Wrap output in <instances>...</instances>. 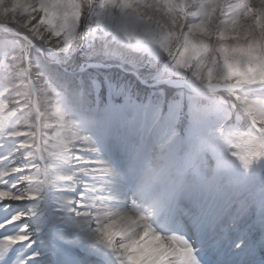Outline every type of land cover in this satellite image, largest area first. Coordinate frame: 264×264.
<instances>
[{"label":"snow or ice","instance_id":"6c2138e0","mask_svg":"<svg viewBox=\"0 0 264 264\" xmlns=\"http://www.w3.org/2000/svg\"><path fill=\"white\" fill-rule=\"evenodd\" d=\"M82 7L84 19L115 10L124 25H144L177 67L220 91L250 123L249 131L223 136L183 161L192 170L178 199L108 214L99 238L123 264H264V99L246 94L264 86V0H100L98 10L93 0H0V67L6 73L0 136L15 142L13 152L0 155L7 165L0 168V205L7 210L5 202L34 199L22 189L51 156L70 152L74 164L89 163L79 155L82 145L70 147L57 130L42 131L47 124L40 103L47 98L27 54L36 41L64 36L67 45ZM225 156V170L211 173L212 159ZM24 219L17 212L0 221V231L13 229L0 237V245L13 249L9 256L29 242Z\"/></svg>","mask_w":264,"mask_h":264},{"label":"rangeland","instance_id":"374dc122","mask_svg":"<svg viewBox=\"0 0 264 264\" xmlns=\"http://www.w3.org/2000/svg\"><path fill=\"white\" fill-rule=\"evenodd\" d=\"M99 2L93 0L97 10ZM85 14L82 7L81 22L72 29L67 45L62 36L33 42L27 48L32 78L47 98L42 97L40 103L46 135L57 130L70 147L82 145L86 150L80 153L91 152L101 158L110 149L119 151L126 155L122 156L127 161L122 164H126L124 171L145 167L159 151L161 160L182 165L191 153L219 143L223 136L250 130L247 118L231 108L220 91L175 90L190 91L175 86L178 81L200 87L205 84L192 71L177 67L144 25H124L115 10L88 19ZM39 52H47L51 59ZM91 63L108 69L102 71ZM65 71L79 73L72 76ZM5 76L0 67V90L6 84ZM253 90L246 93L250 98L264 99V89ZM14 108L9 105V110ZM0 143V155L15 149V142L2 136ZM92 154L80 155L81 160L91 162ZM70 157V152L51 156L38 165L40 172L29 174L33 181L22 191L34 199L5 202L7 210L2 205L5 218L17 212L26 216L20 225L27 228L29 242L16 245L12 264H83L81 257L87 254L88 245L100 246L98 226L90 220L94 212L82 209L88 202L81 199L84 193L75 200L67 192L84 183L77 178L79 168ZM6 166L0 164V168ZM97 181L93 178L91 184ZM133 198L129 197L128 208L138 201ZM86 218L90 222H84ZM114 255V249H108L102 260L112 264L107 259Z\"/></svg>","mask_w":264,"mask_h":264},{"label":"bare ground","instance_id":"6f19581e","mask_svg":"<svg viewBox=\"0 0 264 264\" xmlns=\"http://www.w3.org/2000/svg\"><path fill=\"white\" fill-rule=\"evenodd\" d=\"M91 154V152L79 153V155L84 156ZM161 154V151L157 152L156 159H160ZM92 155H94V161L92 159L91 162L78 166L77 178L83 179L84 183L70 187L67 192L71 197H75V200L80 199L78 197L80 192L84 193L81 199H87L88 202H86V207L82 209L92 210L94 212L90 220L99 227L108 214H122L127 212L129 210V202H131L129 197L133 198V196H138L140 199L137 176L142 169H133L131 172L128 167V170L123 171L126 164L123 166L122 164L127 162L123 157H126V155L120 154L119 151L117 153L110 149L109 153L106 152L102 158L98 157L95 153ZM93 178L98 179V181L91 184ZM85 221L90 222L87 218ZM7 231L10 230L8 229ZM4 232L6 231H0V237H3L2 233ZM108 249L110 248L101 241L100 246L88 245L86 255L92 258H96L95 256L103 257L105 251ZM12 251L11 246L0 245V264H4L5 261H8V264H10V260L17 256V247L15 246L14 255L9 256V253H12ZM114 252L115 257L107 259V261L112 264H123L122 258L118 256L115 250Z\"/></svg>","mask_w":264,"mask_h":264},{"label":"clouds","instance_id":"9594fccd","mask_svg":"<svg viewBox=\"0 0 264 264\" xmlns=\"http://www.w3.org/2000/svg\"><path fill=\"white\" fill-rule=\"evenodd\" d=\"M211 157V153H209ZM229 157H223L219 162L212 159L210 172L216 173L225 170V161ZM192 169L188 165H176L175 163L161 159H153L139 172L137 186L142 207H150L154 202L168 203L178 199L182 192L185 179ZM203 191H208L207 184L202 185Z\"/></svg>","mask_w":264,"mask_h":264},{"label":"trees","instance_id":"16d2710c","mask_svg":"<svg viewBox=\"0 0 264 264\" xmlns=\"http://www.w3.org/2000/svg\"><path fill=\"white\" fill-rule=\"evenodd\" d=\"M43 57H45L46 59H49L50 57L47 55V52H45L44 54H43ZM48 57V58H47ZM51 59V58H50ZM63 59V58H62ZM62 59H60L59 61H61ZM46 63H47V61H46ZM48 65V64H47ZM55 65H57V64H55ZM55 67H58V66H55ZM49 68V67H48ZM108 69V68H107ZM107 69H103L102 71H106ZM110 72H115V71H112L111 69L109 70ZM121 71H123V70H121ZM124 73H126V74H129V72H126V71H123ZM73 76V75H72ZM132 77V76H131ZM137 79V78H136ZM137 82H138V85L140 86V87H143L144 85L142 84V83H140V81H139V79H137ZM143 86H142V85ZM176 90V89H175ZM11 105V104H10ZM11 106H13V107H15L14 105H11Z\"/></svg>","mask_w":264,"mask_h":264},{"label":"water","instance_id":"95a60500","mask_svg":"<svg viewBox=\"0 0 264 264\" xmlns=\"http://www.w3.org/2000/svg\"><path fill=\"white\" fill-rule=\"evenodd\" d=\"M90 65H98V66H95V67H98V68H103V66H101V65H99V64H90ZM180 83V82H179ZM174 85H179L177 82L176 83H174ZM180 85H187L186 83H184V82H182V83H180ZM201 89H203V90H213V89H211V88H209V87H207V86H203V87H201Z\"/></svg>","mask_w":264,"mask_h":264}]
</instances>
